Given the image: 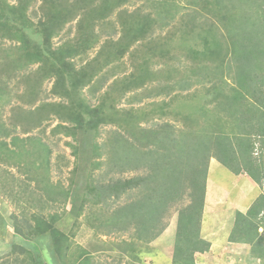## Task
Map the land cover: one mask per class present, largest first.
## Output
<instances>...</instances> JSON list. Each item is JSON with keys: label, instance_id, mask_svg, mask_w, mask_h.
I'll use <instances>...</instances> for the list:
<instances>
[{"label": "trees", "instance_id": "trees-1", "mask_svg": "<svg viewBox=\"0 0 264 264\" xmlns=\"http://www.w3.org/2000/svg\"><path fill=\"white\" fill-rule=\"evenodd\" d=\"M96 1L76 0L68 5L65 0H42L46 10L44 15L49 18L32 31L28 21L18 25L19 18H15L13 7L7 0H0V37L20 42V48L15 51L18 56H23L16 60L24 58V62L18 67L41 62L42 75L54 78L50 93L58 99V102H41L32 110H21L18 115L23 121L21 133L28 134L24 139L12 137L7 143L9 131L0 125V164L14 168L23 175L24 193L31 191L33 195L39 189L47 202L63 204L73 196L72 202L74 204V200H79L80 210H83L85 200L82 188L94 194L98 202H103L105 212H108L109 198L116 202L128 191L138 188L137 199L125 201L114 208L112 219L116 222L108 226L110 229L107 233L127 231L132 226L133 238L149 244L165 229V217L171 210L177 209L171 264H196L195 255L204 254L210 248V243L200 236V222L208 163L210 159H215L234 177L245 175L258 189V194L245 213L238 210L234 212L235 221L228 241L249 246V255L264 264V0H185L187 6L184 7L187 10L199 8L209 16V19L196 25L199 15L195 17V11L182 14L187 16L182 19L178 31L182 40H193L196 27L206 25L198 30L194 39L201 41L202 51L187 44L186 47L179 46L180 49H187L188 56L196 62L195 66L182 72L165 68L161 72H153L145 60L134 73L114 81L102 99L91 105L81 94L83 88L89 86L96 92L103 88L107 80L106 77L97 79L99 64L93 63L98 59L77 71L70 63H66V58L85 54L96 44L97 37L93 30L96 21L105 19L111 11L131 1L144 0H101L95 6ZM151 1L155 5L160 0ZM21 2L20 8L24 13L27 10L25 4L30 1ZM179 5L164 1L156 6V15L136 14L121 22L122 34L116 42V52H109L108 55L103 53V61L123 56L136 39L147 36L158 21L159 27H165L168 22L165 26L162 22L171 19L174 16L172 12L178 11ZM82 6L80 14L88 13L95 19L88 23L79 19L77 39L70 45L52 50L53 35L61 31L64 24L76 16L75 9ZM49 56L56 62L50 61ZM7 58L0 57V111L10 103L8 76L17 70L15 59L6 63L3 59ZM201 74H204V79L199 78ZM163 76L167 81L162 85L160 79ZM201 80L206 82L203 90L210 97L207 101L200 97L198 99L192 92L184 96L190 93L191 88L197 87ZM134 90H138L134 92L137 95L134 102L153 97L163 99L150 105L148 111L131 107L126 113L118 109L117 104L124 95ZM184 92L188 93L181 94ZM36 95L35 89L29 92L31 99L28 105H34V100L38 101ZM185 100L190 103L184 102L182 109L177 110L176 105ZM52 118L58 122L51 129L52 136L61 134L71 139L67 145L77 162L73 177L76 171L81 170L80 181L70 178L67 190H63L59 183H50L48 170L51 149L38 136L30 133L43 127ZM142 121L149 125L140 127ZM107 125L114 127L105 133L106 139L100 141V138H104L101 128ZM25 143L30 149L23 146ZM88 149L91 152L87 156L85 151ZM103 156L106 157L104 162L90 160ZM82 159L85 167L80 169L78 162L80 165ZM102 165L108 169L97 176L100 180L113 171L120 174L141 171V174L125 179H109L102 184L98 183L99 180L94 181L96 174L93 176V171ZM73 187L76 190L70 194ZM37 202L43 204L41 199ZM21 217L27 232H23L17 224H14L13 230L24 238L36 234L37 229L51 234L52 242L58 241L54 245L56 257L63 258L66 255L68 264L74 260L73 257L79 261L89 254L80 249L77 254H69L68 248L59 240L61 236L53 231L49 222L31 215V219H35V226L38 225L34 230L28 226L30 220L24 218V212ZM2 218L0 233L3 234L6 220L2 222ZM12 219L17 221L14 215L8 218L9 221ZM96 221L99 219L96 218ZM259 229H262V233L258 232ZM12 252L15 257L9 260L4 258L2 264H33L30 259L19 260L18 255L25 254L22 247L15 245ZM138 254L135 257L138 258Z\"/></svg>", "mask_w": 264, "mask_h": 264}, {"label": "rangeland", "instance_id": "rangeland-1", "mask_svg": "<svg viewBox=\"0 0 264 264\" xmlns=\"http://www.w3.org/2000/svg\"><path fill=\"white\" fill-rule=\"evenodd\" d=\"M26 3V11L23 13L20 6L21 0H7V3L13 7L16 16L19 18L18 25L28 21L32 25V31L38 29L39 25L46 21L49 16H45V4L42 0H29ZM76 0H65V4L71 5ZM101 0H97L96 5H99ZM164 1H170L180 4L178 11L172 12L174 16L162 22L165 26L159 27V21L151 28L150 33L143 39L135 41L127 52L123 56L117 57L116 60L103 61L104 54L108 55L109 52H116V42L121 38L120 28L123 26L121 22L130 19L132 15H156V6L162 4ZM91 4V3H90ZM89 4V5H90ZM151 0L144 1H131L126 5L116 8L111 11L105 19L96 21L93 27L95 36L97 37L96 44L87 51L85 54H80L72 58H66V63H70L77 71L81 70L87 63H90L94 59H98L97 62V79L106 77L105 85L100 90L93 92L91 87L86 86L82 90V95L87 102L94 105L102 99L103 94L109 89L114 81L120 80L135 72L138 65L147 60V66L153 72H161L163 69H177L179 72L186 71L190 67L195 66L194 62L187 54V49H180L179 46L189 45L191 48L202 51L203 45L201 41L194 40L200 28L206 27L202 24L200 27H196L194 31V37L192 39L182 40L179 37V29L182 25V19L186 12L195 11L196 25L203 23L206 19H209L204 12L199 8H190L187 10L184 6H187L185 0H160L157 4L153 5ZM88 5V6H89ZM76 7V6H75ZM74 7V8H75ZM44 8V9H43ZM83 8H77L76 16L69 22L65 23L63 29L57 34L53 35L51 39L52 50H58L66 44H72L78 37L79 31L77 29V22L79 19L85 23L95 19L93 15L88 13L81 15L80 10ZM196 9V10H195ZM185 15H182V14ZM259 20V19H258ZM186 23V22H185ZM191 25V24H190ZM210 25V24H209ZM212 26V25H211ZM125 27V25H124ZM260 27V26H259ZM183 29V27L181 28ZM2 34V33H1ZM37 40V39H35ZM180 41V43L178 42ZM20 42L10 40L7 37H0V57L5 56L7 59H3L6 63H11L14 59L17 70L14 71L7 83V91L10 92V103L7 107H3L0 111V125L5 126L9 131V137L6 142L9 143L12 137L18 139H24L27 135L21 133L23 126L21 119H19L21 110H32L38 106L41 102H58V99L53 97L50 93L54 78L44 77L42 75L41 62H31L28 66L18 67L24 62V58L18 61L20 55L15 51L20 48ZM69 44V45H70ZM185 45L184 47H186ZM151 50V51H150ZM13 51V52H12ZM98 55L99 53H101ZM104 53V54H103ZM164 53V54H163ZM50 55V54H49ZM114 58V56H112ZM12 59V60H11ZM18 59V60H16ZM52 62H56L51 56L48 58ZM18 61V62H16ZM203 63V62H202ZM207 65H211L207 63ZM6 75V73H5ZM200 79H204V74L199 76ZM197 80V78H196ZM167 79L163 76L160 79V83L165 84ZM205 81L198 82L197 87H193L189 90L190 93L184 92L187 96L191 92L205 101L208 100V93L203 90ZM156 83L154 82V85ZM37 91L34 105H28L31 97L29 92L32 90ZM138 90L131 91L125 94L124 98L117 104L118 109H123L127 113L132 107L134 110L144 109L148 111L150 105L156 104L163 98H144L140 102H134V98L137 96L134 94ZM93 92L94 94H91ZM173 95V94H172ZM169 100V99H167ZM166 100V101H167ZM184 102L190 103L189 100L180 101L176 105L177 110H181ZM192 103V101H191ZM57 120L53 119L46 122L43 127L31 130V135L38 136L42 142L49 145L51 149V155L49 157V170L48 177L50 183H59L63 190L68 189L69 179H77L80 181L79 171H76V176L73 177L74 167L77 164L74 156L72 155V149L67 145L70 138H65L59 134L52 136L51 129L57 124ZM149 123L142 121L140 127H146ZM176 127H181L180 124H175ZM102 127V126H101ZM100 127V128H101ZM114 126L107 125L101 128V132L104 138H100L103 141L107 137L108 131ZM79 141V140H78ZM76 144V142H75ZM27 146V143L23 145ZM26 148L30 149V146ZM90 149L85 151V154L90 155ZM106 159L103 156L100 159L90 158L93 161L104 162ZM83 159L78 162L80 169L85 167ZM107 167L102 165L96 171H93V176L96 174L94 181L98 183H107L109 179H125L136 177L141 174V171L118 173L116 171L109 172L104 180L98 179L97 176L107 172ZM78 170V169H77ZM208 177L205 190L204 207L202 211V217L200 222V236L203 240L210 243L209 251L204 254H196V264H260L258 260H254L249 255V246L240 243H231L228 238L231 234L233 223L235 221L236 210L241 213H245L250 206L252 200L258 194L257 187L245 176L239 175L234 177L226 168L218 164L215 159H210L208 163ZM87 173V170L85 171ZM234 177V178H233ZM23 175L18 173L14 168L6 167L0 164V218L2 222L6 220L5 231L0 233V264L5 260L4 258H12L14 256L12 247L17 245L24 249V255H18L19 260L25 261L30 259L33 264H60L59 260H62L65 264L69 263V258L63 256V258H57L55 255L54 245L57 242H52V235L48 233L40 232L37 229V233L30 237L19 236L13 228L14 224L23 232H27V227L24 228L21 222V213L24 212V218L29 219V224L35 229V219H31V215L38 216L40 220L49 222L54 232L59 234V240L64 247L68 248L69 254H77L78 249L85 250L89 253L85 258L81 260H74L71 264H171V258L173 254V245L175 239L176 230V217L177 209L171 210L170 214L164 219L166 221V227L161 234L151 243L144 244L141 241L133 238L134 230L130 226L127 231L108 232L112 223L116 222L112 219L114 216V208L121 206L125 201H133L138 198V188H134L128 191L124 197L113 202L109 198L107 201L108 212L103 210V202H98L97 197L87 193L84 188L81 189L85 198L83 203V210H80L79 200H74L73 196L68 198V201L63 204L61 202L52 203L47 202L45 195L39 189L35 190L33 195L30 192L24 193ZM93 184V182L91 183ZM32 187V185H31ZM30 190V188H27ZM76 190V187L72 188L70 194ZM25 194V195H24ZM30 194V196H28ZM82 199V194L80 196ZM43 200V204H39L38 200ZM46 201L47 203H45ZM111 201V202H110ZM74 205V209L73 208ZM16 216L17 221L12 219L8 220L10 216ZM96 218L99 221H96ZM4 219V221H3ZM99 224L101 226L99 227ZM122 225V224H119ZM33 230V229H32ZM262 233V229L258 230ZM65 238L64 241L62 238ZM126 245V246H125ZM128 247L129 249H126ZM137 255V257H135ZM15 257V256H14ZM135 257V258H134ZM78 261V262H77Z\"/></svg>", "mask_w": 264, "mask_h": 264}, {"label": "crops", "instance_id": "crops-1", "mask_svg": "<svg viewBox=\"0 0 264 264\" xmlns=\"http://www.w3.org/2000/svg\"><path fill=\"white\" fill-rule=\"evenodd\" d=\"M207 241H208V239H207Z\"/></svg>", "mask_w": 264, "mask_h": 264}]
</instances>
